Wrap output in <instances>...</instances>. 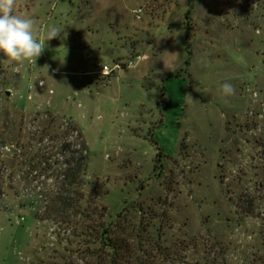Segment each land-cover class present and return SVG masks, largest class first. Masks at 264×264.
<instances>
[{
	"label": "rangeland",
	"instance_id": "1",
	"mask_svg": "<svg viewBox=\"0 0 264 264\" xmlns=\"http://www.w3.org/2000/svg\"><path fill=\"white\" fill-rule=\"evenodd\" d=\"M14 11L61 37L17 66L0 52V264H81L97 247L88 220L32 217L55 190L67 121L104 224L161 223L186 264H264V0H16Z\"/></svg>",
	"mask_w": 264,
	"mask_h": 264
},
{
	"label": "trees",
	"instance_id": "2",
	"mask_svg": "<svg viewBox=\"0 0 264 264\" xmlns=\"http://www.w3.org/2000/svg\"><path fill=\"white\" fill-rule=\"evenodd\" d=\"M2 73L0 68V101L6 86ZM49 117L52 118L51 115ZM63 126L65 130L57 148L62 158L61 169L55 190L43 197L41 217L40 213H36L33 219L54 221L61 218L62 222L79 218L81 224L88 220L89 225L85 224V228L90 231L92 243L97 247L83 258L81 264H186L182 243L164 244L166 226L163 224L156 227L152 223L144 224L142 217L137 224H132L124 214H118L113 223L104 224L105 209L101 208L100 213L90 209V205L95 203V196L92 190L88 194L84 191L89 183L86 180L87 151L83 136L71 121ZM67 133L76 134L74 143L67 142ZM94 208H97L96 205ZM160 217L165 220L164 215ZM156 218L153 215L150 220Z\"/></svg>",
	"mask_w": 264,
	"mask_h": 264
},
{
	"label": "clouds",
	"instance_id": "3",
	"mask_svg": "<svg viewBox=\"0 0 264 264\" xmlns=\"http://www.w3.org/2000/svg\"><path fill=\"white\" fill-rule=\"evenodd\" d=\"M15 5L16 0H0V52L7 57L5 61L17 66L25 61H36L44 53L48 41L61 37V30L53 26L38 35L36 21L15 14ZM221 91L225 97L235 94L234 86L227 82L221 85Z\"/></svg>",
	"mask_w": 264,
	"mask_h": 264
},
{
	"label": "built area",
	"instance_id": "4",
	"mask_svg": "<svg viewBox=\"0 0 264 264\" xmlns=\"http://www.w3.org/2000/svg\"><path fill=\"white\" fill-rule=\"evenodd\" d=\"M133 64V62H130V65H132ZM103 69H104V71H103ZM116 70V69H119V65L118 64H114V66L112 67V68H109L108 66H102V68L99 70V74L101 75V76H108V75H110L111 73H112V71L113 70ZM42 85V83H39V86H41Z\"/></svg>",
	"mask_w": 264,
	"mask_h": 264
},
{
	"label": "water",
	"instance_id": "5",
	"mask_svg": "<svg viewBox=\"0 0 264 264\" xmlns=\"http://www.w3.org/2000/svg\"><path fill=\"white\" fill-rule=\"evenodd\" d=\"M9 94H10V92H9V91H6V92H5V95H7V96H8Z\"/></svg>",
	"mask_w": 264,
	"mask_h": 264
}]
</instances>
